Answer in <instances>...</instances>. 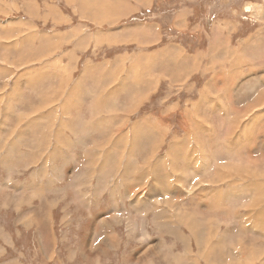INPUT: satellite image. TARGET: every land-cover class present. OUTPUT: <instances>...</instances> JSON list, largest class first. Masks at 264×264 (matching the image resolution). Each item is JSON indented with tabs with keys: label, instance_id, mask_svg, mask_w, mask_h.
I'll return each instance as SVG.
<instances>
[{
	"label": "rangeland",
	"instance_id": "1",
	"mask_svg": "<svg viewBox=\"0 0 264 264\" xmlns=\"http://www.w3.org/2000/svg\"><path fill=\"white\" fill-rule=\"evenodd\" d=\"M110 2L123 8L124 0ZM99 5L0 0V217L13 219L22 203L28 226L39 216L28 212L29 197L12 201H21L23 185H36L55 239L46 237V246L56 251L52 259L23 251L13 240L21 237L7 232L10 257L20 255L21 264H264V110L254 107L256 99L264 103V0H154L146 13L125 22L113 14L104 25L86 13ZM183 7L193 15H182ZM155 20L164 34L156 47H185L197 68L172 53L170 64L157 65L167 71L162 82L156 57L134 62L137 74L127 78L130 67L112 59H124L130 45L87 52L79 45L86 33L93 38L85 43L101 44L104 29L105 40L120 43L125 23ZM107 97L119 110L111 102L104 108ZM49 118L60 132H36ZM98 136L106 145L92 147ZM252 180L255 189L246 185ZM233 209L243 213L239 223L228 221Z\"/></svg>",
	"mask_w": 264,
	"mask_h": 264
},
{
	"label": "crops",
	"instance_id": "2",
	"mask_svg": "<svg viewBox=\"0 0 264 264\" xmlns=\"http://www.w3.org/2000/svg\"><path fill=\"white\" fill-rule=\"evenodd\" d=\"M98 1H99L100 5L96 6V7H92V9L89 12H88V10H86V13L90 15L88 20H96L97 19L96 23L101 24V25L109 24L111 21H113V19H109L107 17V16H110L113 14H116V15L119 14L120 15V19H119L120 21L123 20V22H125L127 20H131V19H133L134 15H137L140 12L144 11L146 13L147 10H145V9H148V10L151 9L153 7V3H154V0H151L152 1L151 4H148L149 0H124L123 8H121L119 4H112L110 2V0H98ZM106 1L109 4L113 5L114 7L106 5ZM190 9L193 11V14H194V12L196 10L195 3H194V5L192 4V7H190ZM190 9H189V7L187 9H185L183 7V8H181L180 13L182 15L188 14V17H190L191 15H193V14H191ZM76 14H78L80 16V19L82 21L87 20L86 18H83L79 13L75 12V15ZM176 20L178 22L182 23V18H180L179 15H176ZM197 22H199V21H197ZM131 24H135V23H131ZM131 24L125 23L123 25V27H125L123 34L118 35V36L124 35L123 37H121V39H123V41H121L120 43L113 42L110 40V38L105 40V35L107 34V31H106V29H104L102 33H100L99 35L96 36V37H99L98 41H100L101 44L98 45L95 41H91L90 44L85 43L86 39L93 38V35H90V37H89L88 33H86L87 38L80 39L81 43H79V45H82V47L85 49L86 52L91 48L92 45L98 46V47L104 46L105 44H108V46L130 45L128 47L123 46V48L126 49L124 59H120L118 57H113V59H112L113 60L112 64L120 65L121 67L123 66L125 72H127L129 67H130L131 74L127 78L134 77L137 74L138 70L135 69L133 66L131 67V65L134 62L139 60L140 62L145 61V62H148L149 64H151L150 58L156 57L155 58V66L153 67V72H154L155 76L159 77V79L162 82V79L165 77V75L167 76V71H164V73L158 72L157 71V65L160 63L170 64L171 62L169 61V59L171 58L172 53H175L178 55V58H179L178 61H182V62L187 63L189 58H193V60H194L193 61V67L197 68L199 66V62L197 60V56L195 55V53L194 54L189 53L187 51V49L181 45H179V46H167V47H166V45H164V46L156 47V46L160 45L164 39V34L161 30L162 25L159 21L155 20L152 24H145V23H142L139 25H131ZM174 25H178V24L175 23ZM176 28L179 30H185L187 28V26H181V27H176ZM111 34H112L111 36L113 39L117 38V35L115 33L111 32ZM140 41H144L143 44H141ZM142 48H146V49H142ZM130 49H134V50L130 51ZM200 49H204L203 45ZM108 58H111V57H108ZM168 61L170 63H168ZM100 62H97V63H100ZM89 68H90V70H92L90 65H89ZM97 70L99 72L102 71L101 67L98 68ZM139 71H141V70H139ZM197 72H199V70L194 71L191 74V77ZM114 75H117L116 72L111 73V75L109 76V79L113 78ZM241 75H239L238 77H241ZM263 78H264L263 76H261V77L258 76V80L262 84H263ZM255 79H257V78H255ZM236 82H237V80H236ZM251 82H253V80L250 81L249 83H251ZM262 84H260V87H262L261 86ZM235 86H236V84H235ZM258 86H259V84L257 86H254L250 90H254V89L257 90ZM117 87L108 91L109 97H110L111 93ZM263 88H264V86H263ZM102 91H103V89L100 90V92H102ZM150 94H153V90L149 93V95ZM246 94L250 95L252 93H246ZM109 97H107V106L106 105L104 106L105 109L109 108V102L114 104L110 100ZM256 97L257 96L253 97V100ZM117 99H122V97H119ZM124 101H126V100L124 99ZM96 103H98V102H96ZM127 104L128 103L126 101V104L124 106H126ZM114 107H115V109L117 108V110H119V108L117 107V100H116V103L114 104ZM139 108H140V106H138V109ZM262 109L264 110V107ZM100 112L102 113L103 111H100ZM135 112H137V111L133 110V111L129 112V114H133ZM253 119L256 120L259 118H258V116H256V117H253ZM52 121H54V120L49 118L45 122V124L36 132H39V134H42V133H45L46 129H48V130H52L53 134L59 133L60 130L58 131L55 128V126L49 127L52 125V123H51ZM252 123H253V121H252ZM229 133H230V130H229ZM95 145H99L102 147V146L106 145V140H104L101 136H98V138L92 144V147ZM117 148H116V151L114 152L113 157L120 155L119 150ZM51 157H55V156H51ZM78 158H82V157H78ZM135 161H137V160H134L133 164L135 163ZM201 169H202V167H201ZM67 185H72L71 181H70V184L67 183ZM35 186L36 185H23V189L19 190V195H20L19 198H21V201H12V202H23L24 196H25V198L29 197L27 201H29V204L31 206L28 208V212L39 213V216H37V217L32 216L31 223L28 226H27V222L29 220L28 217L24 216L21 213V211L23 209V206H21L22 203L14 205V208L16 207L14 210L17 211V214L15 217H13V219H12V217H10V215H6V214H4V220H2V218L0 217V264H21L22 258L20 255H15V256H17L15 259L10 257V255L12 254L10 252L13 250V247H9V246H12L11 243H7V235H8L7 232H9L10 234H13L17 237H21L19 239H15L13 236V240L15 242V246L17 245V243L18 244L21 243L20 246L22 247L23 251L30 249L33 251L34 255L41 254L44 259H46L49 256H52V257H50V259H52L56 255V251L51 253V249L46 246V237H47V243L48 244H50L51 242L55 243V239H54V237L53 238L51 237L52 230H50L49 228L45 229L44 223L46 222V218H45V215L43 212V206L45 204V200H42L44 198V195L41 194L40 191H38L37 193H34ZM36 195H38V196H36ZM236 201L241 202V204L243 203V205L247 204L246 202H242V198H236ZM39 202L41 203L40 206H39ZM228 203H234V200H229ZM228 203L226 205H228ZM9 207H10L9 205L2 206V209L6 210V209H9ZM10 208H12V207H10ZM17 208H20V209H17ZM39 208H40V211L38 210ZM230 209L231 208H228V211ZM233 211L236 213V216H232V215H229L227 213V215L231 216V217H229L228 221H233L234 223H239V221L236 220V219H239V217H237V214L239 213L241 215L243 213H240V211H237L235 209H233ZM235 213L233 215H235ZM20 214H22L21 217H19ZM17 216H18V218H17ZM155 217L160 218V216H155ZM153 220H154V222L157 223L160 219L157 220V219L153 218ZM21 221H23V223L26 227L21 223ZM10 224H11V226H10ZM20 239H21V241H19ZM177 258H178L177 261H180V258L178 256H177ZM17 259H20V261L18 262ZM167 263L171 264L172 262L168 261ZM42 264H44V263H42Z\"/></svg>",
	"mask_w": 264,
	"mask_h": 264
},
{
	"label": "bare ground",
	"instance_id": "3",
	"mask_svg": "<svg viewBox=\"0 0 264 264\" xmlns=\"http://www.w3.org/2000/svg\"><path fill=\"white\" fill-rule=\"evenodd\" d=\"M261 34H262V33H261ZM59 76H60V75H59ZM96 77H97V76H96ZM44 80H45V79H44ZM263 95H264V93H263ZM97 99H98V98H97ZM261 102H262V101H261L260 99H256V100H255V105H254V107H257V106L264 107V103H261ZM259 108H260V107H259ZM85 116H86V115H85ZM94 116H95V115H94ZM99 116H100V115H99ZM99 116H98V117H99ZM199 126H200V125H199ZM200 127H201V126H200ZM208 163H209V162H208ZM208 163H206V166L208 165ZM252 163H253V161H252ZM232 164H233V163H232ZM185 165H186V164H185ZM221 165H222V164H221ZM221 165H220V166H221ZM231 168H232V167H231ZM220 169H221V168H220ZM220 169H219V170H220ZM204 170H205V169H204ZM217 172L220 174L218 177H221V175L224 174V172H223L222 169H221L220 171H217ZM252 173H253V172H252ZM205 181H206L207 183H210V182H211V181H208V180H205ZM242 181H245V182H246L245 178L239 179V182H242ZM253 181H254V180H252V182H248L246 185H252L251 188H252V189H255V186H254V184H253ZM255 182H256V181H255ZM263 182H264V181H263ZM211 183H212V182H211ZM263 184H264V183H263ZM263 184H262V185H263ZM159 185H160V184H159ZM244 185H245V184H244ZM233 186H234V185H233ZM233 186H232V187H233ZM256 186H257V185H256ZM260 186H261V185H260ZM260 186H259V187H260ZM242 187H243V186H242ZM261 187H262V186H261ZM261 187H260V189H264V188H261ZM234 188H235V187H234ZM204 189H205V188H204ZM232 190H233V189H232ZM209 192H210V191H209ZM158 194H159V193H158ZM158 194H156V195L158 196ZM229 194H230V193H229ZM241 194H242V193H241ZM233 195H234V194H233ZM239 195H240V194H239ZM240 196H241V195H240ZM236 197H237V196H236ZM263 199H264V198H263ZM170 205H173V206H174V203H172V201H171V202H170ZM176 205H177V204H176ZM201 205H202V204H201ZM173 208H174V207H173ZM167 210H168V209H167ZM178 210H179V209H178ZM177 216H178V215H177ZM180 216H183V218L180 217L181 220H185V219H186L185 217L187 216V214L185 213V214H182V215H180ZM187 217H188V216H187ZM193 217H194V216H193ZM178 218H179V217H178ZM178 218H177V219H178ZM184 218H185V219H184ZM191 218H192V217H191ZM193 219H194V218H193ZM186 220H187V219H186ZM177 221H179V220H177ZM181 222H182V221H181ZM191 222H193V220H192ZM191 222H190V223H191ZM195 222H196V221H195ZM195 222H194V223H195ZM242 223H243V222H242ZM176 224L178 225V223H176ZM184 224H186V223H184ZM187 224H188V223H187ZM191 224H192V223H191ZM229 225H230V224H229ZM246 225H247V224H246ZM249 225H250V224H249ZM190 226H191V225H190ZM190 226H189V227H190ZM257 226H258V225H257ZM190 228H191V227H190ZM194 228H195V227H194ZM197 228H198V227H197ZM245 228H246V227H245ZM200 230H202V229H200ZM209 231H210V230H209ZM195 232H196V231H195ZM200 232H201V231H200ZM218 232H219V231H218ZM206 234H207V233H206ZM208 234H209V233H208ZM204 236H205V235H204ZM210 236H211V234H210ZM253 237H254V236H253ZM205 238H206V237H205ZM203 239H204V238H203ZM209 239H210V238H209ZM216 239H217V238H216ZM185 240H186V239H185ZM197 240H198V239H197ZM253 240H254V239H253ZM253 240H252V241H253ZM204 241H205V240H203V242H204ZM219 241H220V240H219ZM206 242H207V241H206ZM243 242L245 243V240H244ZM247 242H248V241H247ZM208 243H209V242H208ZM255 243H256V242H255ZM229 244H230V243H229ZM240 245L242 246L243 244H240ZM253 245H254V244H253ZM198 246H199V245H198ZM200 247H201V246H200ZM209 247H210V246H209ZM201 248H202V247H201ZM217 248H218V247H217ZM232 248H233V247H232ZM252 248H253V247H252ZM211 249H212V248H211ZM218 249H219V248H218ZM230 249H231V248H230ZM99 250H100V249H99ZM188 250H189V249H188ZM220 250H221V249H220ZM238 250H239V249H238ZM242 250H243V249H242ZM212 251H213V250H212ZM234 251H235V250H234ZM240 251H241V250H240ZM240 251H239V252H240ZM242 252H243V251H242ZM95 253H97V252H95ZM97 254H98V253H97ZM196 254H197V253H196ZM199 254H202V251H201V253H199ZM187 255H188V254H187ZM187 255H186V258H187ZM190 255H191V254H190ZM195 256H196V255H195ZM200 257H201V256H200ZM234 257H235V256H234ZM243 258H244V257H243ZM150 260H151V259H150ZM238 260H239V259H238ZM244 261H245V260H244ZM244 261H243V262H244ZM241 262H242V261H241ZM243 262H242V263H243ZM233 264H234V263H233Z\"/></svg>",
	"mask_w": 264,
	"mask_h": 264
}]
</instances>
